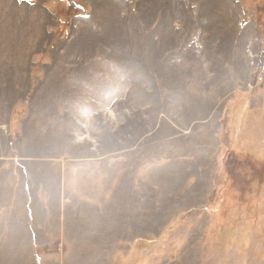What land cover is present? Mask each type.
I'll list each match as a JSON object with an SVG mask.
<instances>
[{
    "label": "rangeland",
    "instance_id": "rangeland-1",
    "mask_svg": "<svg viewBox=\"0 0 264 264\" xmlns=\"http://www.w3.org/2000/svg\"><path fill=\"white\" fill-rule=\"evenodd\" d=\"M263 5L0 0V163L111 204L102 264H264Z\"/></svg>",
    "mask_w": 264,
    "mask_h": 264
},
{
    "label": "crops",
    "instance_id": "crops-1",
    "mask_svg": "<svg viewBox=\"0 0 264 264\" xmlns=\"http://www.w3.org/2000/svg\"><path fill=\"white\" fill-rule=\"evenodd\" d=\"M23 166L0 163V257L18 264L30 258L33 264H102V254L111 257L113 206L96 205L88 192L72 200L70 172L61 165Z\"/></svg>",
    "mask_w": 264,
    "mask_h": 264
},
{
    "label": "built area",
    "instance_id": "built-area-1",
    "mask_svg": "<svg viewBox=\"0 0 264 264\" xmlns=\"http://www.w3.org/2000/svg\"><path fill=\"white\" fill-rule=\"evenodd\" d=\"M260 69H261V71L263 70V65L261 66ZM261 71H260V72H261ZM257 79H258L259 81H261V80H262V76L259 74L258 77H257Z\"/></svg>",
    "mask_w": 264,
    "mask_h": 264
},
{
    "label": "snow or ice",
    "instance_id": "snow-or-ice-1",
    "mask_svg": "<svg viewBox=\"0 0 264 264\" xmlns=\"http://www.w3.org/2000/svg\"><path fill=\"white\" fill-rule=\"evenodd\" d=\"M29 2H30V0H29ZM79 7V6H78ZM85 18H87V17H85Z\"/></svg>",
    "mask_w": 264,
    "mask_h": 264
},
{
    "label": "trees",
    "instance_id": "trees-1",
    "mask_svg": "<svg viewBox=\"0 0 264 264\" xmlns=\"http://www.w3.org/2000/svg\"><path fill=\"white\" fill-rule=\"evenodd\" d=\"M264 6V5H263ZM233 123V121H231Z\"/></svg>",
    "mask_w": 264,
    "mask_h": 264
}]
</instances>
